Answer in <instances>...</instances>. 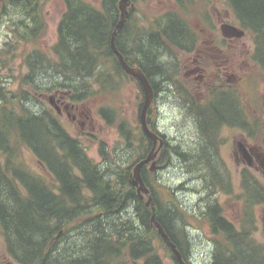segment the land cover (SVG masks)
<instances>
[{"label":"trees","instance_id":"1","mask_svg":"<svg viewBox=\"0 0 264 264\" xmlns=\"http://www.w3.org/2000/svg\"><path fill=\"white\" fill-rule=\"evenodd\" d=\"M45 1L5 0L1 4L0 22L8 23L11 38L0 51L3 53L0 69L9 66L5 60L15 56V45L35 44L44 34ZM149 1L130 0V4L138 8ZM197 1L174 0L176 11L152 16L140 24L133 6L128 8L115 45L128 65L137 67L146 76L154 94L158 93L160 82L170 80V63L164 53L173 49L189 53L197 43L198 35L185 18L184 4ZM227 1L240 29L253 43L250 58L264 80V0ZM62 2L65 9L56 26L57 37L51 55L35 48L21 53L18 57L26 73L19 78L15 91L8 89L6 77L0 75V228L6 252L16 264H123L126 260L166 264L160 249L166 252L164 258L177 264L151 223L150 208L130 185L131 167L118 161L111 168L99 167L87 157L79 141L65 131L51 108L37 109L35 105V94L43 97L54 89L70 91L71 98L80 102L98 90L114 94L127 79L136 82L124 72L110 48L111 34L119 21V0H100L99 5L89 0ZM204 14L203 11L200 16L207 27L210 19ZM185 93L199 130V140L193 153L180 151L177 146H171V150L183 162H192L202 170L211 184L229 191L222 172L215 168L219 131L229 126L247 133L248 138L258 135L259 146L264 147V133L257 131L260 128L264 132V104L258 125L231 88L211 92L204 104H197L191 94ZM31 103L35 108L29 107ZM141 105L142 101L138 111ZM151 108L147 123L153 130ZM99 113L107 120L115 116L120 134L128 143L131 129L126 121L112 109L101 108ZM136 122L144 142L140 143V149L143 151L148 142L150 152L152 143L141 131L139 120ZM26 150L43 166L50 179L26 167L23 161ZM142 151L134 163L145 157ZM162 152L165 159L167 145ZM141 177L151 191L155 220L185 263L192 264L187 256L189 238L175 221L178 217L175 200L165 193L167 201L162 205L153 180L150 184L144 168ZM216 177L219 178L214 180ZM241 184L245 196L239 231L221 215L217 205L208 206L206 213L212 234L221 237L210 264H264L263 250L252 235L255 225L251 212L256 204L264 203V188L245 171ZM121 197L135 202V215L125 220L120 215L128 210L120 209ZM113 218L111 225L109 220ZM68 228L84 230L87 237L80 235V242L77 237L71 238L72 246H56L53 237L60 230L63 235L67 234Z\"/></svg>","mask_w":264,"mask_h":264},{"label":"rangeland","instance_id":"2","mask_svg":"<svg viewBox=\"0 0 264 264\" xmlns=\"http://www.w3.org/2000/svg\"><path fill=\"white\" fill-rule=\"evenodd\" d=\"M4 1L5 0H0V12L2 10L1 4L4 3ZM89 1L95 5H99L100 2V0ZM174 3V0H150L148 3L140 5V7L138 5V8L134 4V16L138 15L140 17V24L141 20L146 21L152 16L160 15L167 11H176L177 9L174 7ZM212 3L213 5L211 4V8H213L214 13L218 11L221 18H225L226 9L230 16H227L225 20L217 19L216 16L211 17V19L208 20L207 27L203 24V17L200 16L201 12L206 11L204 10L206 7L205 4L194 2L184 3L186 5L185 18H188V22L198 35L197 43L201 44L203 41H209V39H211L213 44L219 46V48L223 46V49H220L221 52H218L213 59L211 58L208 61L209 73L207 74L208 79L206 80H213L214 84L211 87H213L214 90H211L212 92L224 90L225 88H222L221 82L218 81L219 79L215 80V68L218 67L221 69V67L224 66L229 67V64L233 65L239 79L233 84L231 89L241 98L243 108L246 109L248 115L260 125L262 105L264 104V80L250 58L254 48L253 43L247 35L235 39L225 38L221 32V26L223 24L236 26L237 21L231 15L228 6L223 3V0H212ZM195 8L198 10V13ZM64 9L65 6L62 0H46L44 6L46 26L42 37L35 44L15 45L17 48L15 56L17 57L9 56L5 60L9 66L1 67L0 69L1 77H6L9 83V90L15 91L19 86V78L26 73L25 68L22 66L21 58L18 57L21 53L35 48L42 49L51 55V49L57 37L56 26ZM1 17H3V15L0 13V18ZM210 26H214V29L211 28L210 30ZM201 28L208 30L205 37L200 32ZM9 33L10 26L8 23L5 24L4 22H0V51L5 47V43L10 41L11 35ZM164 55L167 62L170 63L168 66L170 80L166 83L160 82L159 86L169 87L167 88L169 91H173V89L168 84L173 86V88L177 86L180 88L178 89L180 93L173 92L172 94L169 93V91L166 93L160 92L158 93V99H156L154 107L152 106L150 118L153 121L156 120V126L159 132L165 134L168 140V154L165 156V159H162L161 162L157 163L155 166L151 167V165H149L148 179L150 184L151 180H153V188L156 195L161 200L162 205L167 201L164 196L165 193H167L169 198L171 197L175 200V204L178 206V217L175 221L178 227L182 229L189 238L188 243H190V249L188 248V256L191 263L210 264L213 246L215 247L218 245L221 241V237L212 234L206 213L208 206L217 205L221 208V215L224 218L232 222L236 228L240 227L244 213V202L238 199V188L242 186V184L240 186L241 180L238 175L241 166H238L234 161V152L238 150L236 149L238 141L242 142V140H246L247 144L259 147V141L261 142V140L259 136H255V134V138H248L247 133H243L241 130L234 127L225 126L219 131V136L217 138L218 144L216 147L217 158H215L217 163L215 168L222 172L221 174L223 175V179H225L226 188L229 191L223 190L218 184H211V180L206 178L202 170L192 164V162H183V159L176 156L175 152L171 150V146H177L180 151L193 153L200 135L195 120L191 115V107L190 110H185L181 105L183 102L186 103V105L189 104V98L185 92L183 93L181 88L182 85H184V87L190 86L191 84L193 85V77L189 75V78L185 79L184 71L185 67L188 68L190 66L194 55H187L175 49L171 52H165ZM2 56L3 53H0V57ZM155 80L158 81L157 79ZM188 89L187 91L193 96V100L198 103H200L199 100H202L201 103L207 101L209 97L208 93L210 92L205 93V90L197 89L194 90L195 94ZM210 89L211 88L208 90ZM48 94H50V92L45 93L43 97L35 94L37 99L35 100V105H37V109L51 108L48 103ZM142 98V91L138 83L127 79L124 81V85L120 86V89L114 94L100 92L98 90L97 94L83 99L78 103L80 109L84 108L91 113V123L87 121L83 127L78 125L72 127L68 120L62 119L61 124L65 126L66 130L71 135L77 136L87 157L95 164L101 165L103 163L104 168H111L115 165V161H118L121 165L128 166L131 160V155L129 153L133 152V155H135L139 151L140 143H144H142L140 134L138 133V123L136 122L138 120L137 106L142 101ZM29 107L35 108L33 103H31ZM101 108L114 110L126 121L128 128L131 129L132 145L134 144L133 150H126V142L120 134L115 116L111 118L112 120H107L99 113ZM257 131L264 133L260 128ZM259 148L264 152V147ZM105 158L108 159V161L104 162ZM23 161L26 167L31 171H35L46 179H50L46 170L40 166L35 157L27 150L23 151ZM244 171L264 188V175L261 172L258 173L252 169H245ZM218 178L219 177H216L214 180ZM257 205L258 204L252 207L251 210L255 225L254 234L252 235L256 243L261 245V250H263L262 252L264 253V211L263 207ZM134 212L135 209L128 210V212L123 213V216L121 213L120 217L125 220L126 217L135 215ZM114 220V218L109 220L111 221V225ZM58 234L63 235L61 230ZM80 235H83L81 236L83 238L87 237L84 230L78 232L75 229L68 228V232L65 234L66 238L57 241L55 244L61 247L69 246L70 242H66L68 240L67 238L77 237L80 242ZM70 245L72 246V244ZM158 251L162 254L166 264H172L170 260L164 258L165 251L160 249ZM138 263L126 260L123 264ZM0 264H16L6 252L1 228Z\"/></svg>","mask_w":264,"mask_h":264},{"label":"flooded vegetation","instance_id":"3","mask_svg":"<svg viewBox=\"0 0 264 264\" xmlns=\"http://www.w3.org/2000/svg\"><path fill=\"white\" fill-rule=\"evenodd\" d=\"M195 3H203V4H205L206 7H205L204 10H206V11H204V13H205L204 15H205L206 18L211 19V17L216 16L217 19L225 20V18H227V16H230L229 13H228V11L226 9H225V13H226L225 18H221L220 13L218 11H216L214 13L213 8H211V4L213 5L212 0H199V2H195ZM223 3H225L228 6V9L231 12V15L234 17L233 12H232L231 8L228 5V1L227 0H223ZM132 6L133 5H131L130 7H132ZM196 12L198 13V10L197 9H196ZM200 15L202 16L203 15V12H201ZM236 26L239 27L238 24ZM210 30H211V28H210ZM200 32L205 37L207 35L208 30L205 29V28H201L200 29ZM227 39H230V38H227ZM202 47H204V48H202ZM220 49L222 50L223 49V46H221V48H219V46L213 44V41L211 39H209V41H203L201 44H198V43L194 44L192 46V48H191L192 51L189 52V53H186L187 55H190V54L194 55V58H193L192 62L190 63V66L188 68L185 67L184 78L185 79H188L189 78L188 76L191 75V77H193V80L194 81H198V82H194L192 80L193 85L191 84L190 86H187L190 90L185 86L189 91H193L194 92V90L202 89V90H205V93L210 92V93H208V95H210L211 92H212L211 90H214V88L211 87L214 84L213 80H206V79H208L207 78V74L209 73V69H208V67H209L208 64L209 63H208V61L211 58L213 59V57H215V55L218 54V52H221ZM210 68H211V66H210ZM215 69H216V77H215V80H218L219 79L218 81L221 82L222 88H225V89L232 88L233 84L239 79V76H237V73H235V69H234L233 65H231V64H229V67L224 66V67H221V69H219L218 67H216ZM169 75H170V72H169ZM202 83H204V84H202ZM168 85L173 89V91H171V90L169 91L167 89L169 87H164V86H161L160 87V86H158V93H160V92L166 93L168 91H169V93H172V94H173V92L174 93H176V92L180 93V91H178V89H180V88H178L177 86L175 88H173V86H171L170 84H168ZM185 87H184V85H182V88L181 89H182L183 93L185 91H187V89ZM209 88H211V89L208 90ZM158 93H155L154 94V98H153V101H152V104H151V106H153V107L155 105L156 99H158ZM47 98H48V100H49V102L51 104L50 105L51 109L54 111L57 119L60 122H61L62 119H66V120H68L71 123V126L72 127L75 126V125H78L80 127H83V126H85V124H86L87 121L90 122V123L92 122L91 113L89 111H86L84 108L80 109V107L78 105L79 102L76 101V100H73L71 98V92L70 91H64L62 89H54L53 91L50 92V94H48V97ZM195 102L197 104H204L207 101L204 102V103H201L202 100H199L200 103H198L197 101H195ZM181 105H182V107L185 110H187V109L190 110L189 104L186 105V103L183 102V104H181ZM151 110H152V108H151ZM192 112L193 111L191 110V113ZM62 126L65 129V131L71 137H73L74 139H76L77 141H79L78 138H77V136L71 135L66 130V128H65V126L63 124H62ZM152 129L154 130V132H156L159 135L160 138H162V140H163V146L161 147V149L157 153L155 163L153 165L149 163V164H146L145 166L142 167V168H144L145 175L147 176V178H148V174H149L148 173L149 172L148 171L149 165H151V167H153L157 163H160L161 160L164 159L163 158V152H162L163 151V148L166 145L168 146V140H167L165 134H162V133L159 132V130H158L157 126H156V120L153 122V128ZM78 137H80V136H78ZM238 142H241V141H238ZM242 142L246 146V148L254 147V146H251V145L247 144V141L246 140H242ZM79 143H80V141H79ZM132 143H133V140L130 138L129 142L126 143V150H133L134 149V144L132 145ZM144 146H145V148L143 149V151L139 148L138 153H136L135 155H133V152L132 153H129L131 155V160H130L129 165L127 167H131V170L134 167V165L136 164V163H134V161L137 158H139L138 155H139L140 151H142V154L143 155H144V152H145V157L144 158H146V156L148 155V153H149V151H148V148H149L148 147V142ZM259 147H261V146H259ZM259 150H260V148H259ZM260 152H262V151L260 150ZM262 153L264 154V152H262ZM234 161L236 162V164L238 166H241V170L238 172L239 179L241 180V183H242V179H243V172H244L245 169H252V170H254V171L258 172V173L261 172L264 175L263 170L259 167V165L254 160L252 162V165L251 166H248V164L246 163L244 157L238 151L237 152H234ZM104 164H106V163H104ZM103 166H104L103 163L101 165H99V167H103ZM131 174L132 173L130 171V174L128 175L130 185L133 186V190H134L135 194L137 195V197L141 201H143L144 204H145V202L147 200V197L144 196V198L141 199L138 196L136 187L132 183ZM241 183H240V186H241ZM145 185H146V183H145ZM238 190H239L238 199L239 200H242L244 202V196H245L244 189L241 186V188L239 187ZM123 193H125V192L123 191ZM119 205L121 206V208H120L121 210H123V209H127V210L135 209V202L132 201V200H130V199L123 200L122 197H121V201H119ZM257 206L263 207V211H264V203L263 204L259 203ZM226 220L228 222H230L228 219H226ZM263 222H264V219H263ZM230 223L233 224L232 222H230ZM234 227H235V225H234ZM237 230L239 231L240 230V227H237ZM65 238L66 237H63V236L62 237H59L58 236L56 242L59 241V240L65 239ZM259 246L261 247V245H259ZM216 248H217L216 246L215 247L213 246V251H212V255H211L212 257L215 254Z\"/></svg>","mask_w":264,"mask_h":264},{"label":"water","instance_id":"4","mask_svg":"<svg viewBox=\"0 0 264 264\" xmlns=\"http://www.w3.org/2000/svg\"><path fill=\"white\" fill-rule=\"evenodd\" d=\"M129 5H130L129 0H119L118 3V8L120 11L119 21L116 24L111 34L110 48L111 51L116 56V58L118 59V62L122 67V69L124 70V72L127 75L134 78L138 82L142 90L143 102L141 105V109L139 111V123L142 132L152 143L151 151L147 155V157L141 160L139 163H137L133 168L132 183L135 187H137V194L139 195L140 198H143V196L147 197V201L145 202V205L149 207L151 210V223L156 228L158 234L162 238L165 245L172 251L177 264H186L183 258L181 257L180 252L178 251L176 246L170 241L169 237L163 230L162 226L155 220L154 202L150 195L149 189L147 188L141 177L142 167L145 166L146 164H149L150 162L154 164L157 153L159 149H161V147L163 146V140L156 133L151 131L147 124L148 109L150 108L154 98V92L150 82L138 68L131 67L130 65H128V63L124 60L122 54L117 50L115 45V37L120 32L123 24L126 21ZM221 32L223 36H225L226 38H241L244 36V32L242 30L229 24H223L221 26ZM237 149L238 152H240V154L244 157L246 163L249 166L252 165V162L254 160L264 172V154L260 152L259 148L257 147L246 148L243 142H238Z\"/></svg>","mask_w":264,"mask_h":264},{"label":"bare ground","instance_id":"5","mask_svg":"<svg viewBox=\"0 0 264 264\" xmlns=\"http://www.w3.org/2000/svg\"><path fill=\"white\" fill-rule=\"evenodd\" d=\"M116 48H117V47H116ZM59 80H60V79H59ZM56 81H57V80H56ZM178 154H179V153H178ZM176 156H177V155H176ZM177 159H178V158H177ZM171 193H172V192H171ZM58 236H59V237H62V236L65 237V235H60V234L57 233V234L53 237V239H52V241H53L54 243H57L56 240H57ZM67 239H68V240H67L66 242H69V241L71 240V238H67ZM189 247H190V246H189ZM189 249H190V248H189ZM189 249H188V250H189ZM187 252H188V251H187ZM188 254H189V253H188ZM187 256H188V255H187Z\"/></svg>","mask_w":264,"mask_h":264}]
</instances>
